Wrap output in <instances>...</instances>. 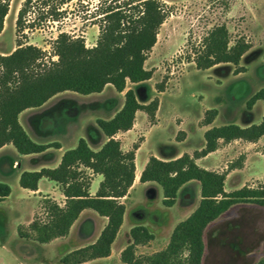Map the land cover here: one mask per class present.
<instances>
[{
  "label": "rangeland",
  "instance_id": "1",
  "mask_svg": "<svg viewBox=\"0 0 264 264\" xmlns=\"http://www.w3.org/2000/svg\"><path fill=\"white\" fill-rule=\"evenodd\" d=\"M24 1L11 0L6 28L0 35V55L14 52L19 40L25 45L40 48L44 52V62L49 64L58 60L55 42L60 34L84 38L87 47H94L99 39L103 13L110 6H119L127 0H74L64 5L59 18L43 20L40 8L43 5L33 2L34 7L27 14V19L31 22L36 20L35 28L17 34L16 21ZM168 1L170 3L164 2L167 19L145 63V67L154 72L153 77L139 84L127 85V90L133 89L141 104H150L159 98L158 120L156 117L151 120L146 112L140 111L134 131L117 137L126 152L136 145L143 146L137 154L138 167L149 155L172 160L185 153L193 156L202 150L206 131L203 123L208 110L219 111L215 127L229 124L248 127L259 124L264 115V102H259L252 110L247 107L250 98L264 88V0ZM221 25L229 30L231 45L245 40L251 49L239 66L219 64L208 70H199L194 60L203 39L214 27ZM159 85L163 86L164 92L158 91ZM124 102L125 97L112 85L102 94L65 92L55 96L44 107L31 111L36 114L33 119L30 120L31 115H25L23 123L27 127L40 121L53 123L38 136L37 143L61 142L70 150L76 147L77 137L89 138L94 145L92 149L98 151L100 148L95 143L99 140H95L94 130L103 133L97 126V119H110L113 108L117 113ZM221 147L219 154L222 158L217 169L227 174L243 169L230 174L225 185L227 192L244 186H264V137L257 143L239 140L229 145L222 142ZM15 154L18 155L16 151ZM15 154L8 152L6 157L12 161ZM215 159L200 160L198 165L211 167ZM29 160L26 162L33 161ZM3 181H9L12 194L0 204V211L5 215L0 224V264H62L64 256L97 241L108 223V219H99L94 212L95 219L87 213L65 238L47 245L22 239L18 235V226L26 224L23 230L30 232L28 223L33 218L47 221V210L44 205L37 209L39 195L23 189L17 172L0 157V182ZM163 198L162 188L151 184L148 187L139 185L134 193L122 199L128 211L127 219L112 246L111 258L84 264H124L121 254L129 246L130 232L135 226H145L155 235V240L137 247L138 257L151 256L166 249L177 223L188 218L198 207L201 187L198 183L197 189L189 187L184 191L170 215L169 209L163 206ZM41 201L44 203L45 200ZM64 201L52 199L61 207H65ZM35 210L36 215L33 216ZM204 240L203 264H257L264 259V208L252 203L233 206L206 229Z\"/></svg>",
  "mask_w": 264,
  "mask_h": 264
},
{
  "label": "trees",
  "instance_id": "2",
  "mask_svg": "<svg viewBox=\"0 0 264 264\" xmlns=\"http://www.w3.org/2000/svg\"><path fill=\"white\" fill-rule=\"evenodd\" d=\"M74 0H25L16 21V32L33 29L27 14L40 2L43 19H57L64 5ZM11 0H0V35L10 12ZM166 4L160 0H127L119 6H110L103 13L101 31L97 44L87 47L84 38H73L62 33L55 42L57 61L46 64L44 52L33 45L17 40V48L8 55H0V148L12 144L21 155L40 154L50 148H61L58 142L40 144L35 142L19 121L21 113L39 108L55 96L74 92L81 95L102 93L107 85L117 92H125L123 107L109 120L97 119V125L108 141L98 151L93 150L86 139L67 150L60 165L55 169L23 172L20 186L38 191L39 182L46 178L57 183L66 198L65 207L44 201L48 220L35 218L29 225L30 232L18 228L23 239L39 244H49L55 239L69 235L74 223L84 210L95 211L106 217L108 223L97 241L75 250L62 258V264H84L108 258L112 246L124 223L126 205L121 200L129 195L136 175V145L124 151L116 139L119 133L128 132L135 125L139 111L154 120L160 106L159 98L150 104H141L128 83L139 84L151 80L154 72L145 67L149 53L158 42L159 32L168 13ZM251 49L245 40L231 45L226 26H216L204 37L194 62L199 70H208L219 64L239 66L243 56ZM238 71V70H236ZM164 92L163 86L157 87ZM259 101L264 102V88L255 93L247 103L252 109ZM218 110L206 112L203 126L212 125ZM264 137V115L259 124L241 127L229 124L211 127L204 133L205 147L194 155L164 161L152 156L140 177L141 183L154 182L163 190V206L173 207L180 189L191 181H198L201 200L196 210L173 230L166 249L151 256L138 257L136 249L155 240V235L145 226L131 229L132 244L126 247L121 260L124 264H203L205 255V231L209 225L227 213L233 206L252 203L264 208V186L243 188L227 192V172H216L200 167L196 160L218 150L220 142L242 140L257 143ZM91 175L103 177L95 196L90 192ZM9 185L0 183V201L11 195ZM257 264H264V259Z\"/></svg>",
  "mask_w": 264,
  "mask_h": 264
},
{
  "label": "crops",
  "instance_id": "3",
  "mask_svg": "<svg viewBox=\"0 0 264 264\" xmlns=\"http://www.w3.org/2000/svg\"><path fill=\"white\" fill-rule=\"evenodd\" d=\"M163 2H165V3H170L168 0H162ZM6 20H7V18H6ZM5 28H6V21H5ZM110 86V84L109 85H107L106 87H105V89H104V91L102 92V93H104L105 92V90L108 88ZM102 93H99V94H102ZM120 95L122 96V97H124V95H125V92H123V93H120ZM53 99V98H52ZM51 99V100H52ZM49 102V101H48ZM47 102V103H48ZM259 102H262V101H259ZM259 102L255 105V106H257L258 104H259ZM46 103V104H47ZM45 104V105H46ZM42 107H44V105L42 106ZM42 107H39V108H33V109H28V110H26V111H24L23 113H21L20 114V116H19V121H20V123H21V125L24 127V129L26 130V132L30 135V137L35 141V142H39L38 140V136L39 135H41V134H43L46 130H48L49 128H51L52 127V122L50 123L49 121H43V122H39V123H37V124H33L32 126H30V127H27V126H25V124L23 123V117L25 116V115H27V114H29V115H31V118H30V120L31 119H33L32 117H35L34 115H36L35 113H33L32 114V112L31 111H34V110H36V109H40V108H42ZM250 110H252V109H250ZM112 112H113V114L111 115V118H113L114 116H115V108H113V110H112ZM140 112V111H139ZM138 112V113H139ZM137 113V114H138ZM218 115H219V111H218ZM218 117V116H217ZM110 118V119H111ZM136 118H137V115H136ZM156 119L158 120V115H156ZM107 120H109V119H107ZM216 121H217V118L215 119V121L213 122V124L212 125H209V126H203V128H205L206 129V131L208 130V129H210L211 127H215V124H216ZM262 121V120H261ZM33 122V121H32ZM136 120H135V125H134V127H133V129H131L130 131H128V132H124V133H119V134H123V135H129V133H131L132 131H134V129H135V127H136ZM98 126V125H97ZM100 129V128H99ZM94 131H96V135L94 136V138H95V140L97 139V140H99L97 143H95V146L97 147V148H102V146L108 141V138L104 135H102L98 130H94ZM205 131V132H206ZM36 133H37V135H36ZM103 133V132H102ZM118 134V135H119ZM118 135L116 136V139H117V137H118ZM36 136V137H35ZM81 139V137H77V139L75 140V142H74V144H76V146L78 145V142H79V140ZM85 139V138H84ZM87 140V142L89 143V145H90V147L91 148H93V146L94 145H92V143H91V141L89 140V138L88 139H86ZM241 141V140H240ZM93 142V141H92ZM237 142H239V140H236V141H233V142H230L229 143V145L230 144H232V143H237ZM50 143H54V142H46V143H42V144H50ZM58 143H60L61 144V148L60 149H57V148H50V149H48L47 151H45V152H43V153H40V154H32V155H21L17 150H16V148L12 145V144H8V145H5L4 147H2V148H0V157H3V161L4 162H6L7 161V165L8 166H11L12 167V170H14L15 172H17V174H18V178H19V181H20V176H21V174L23 173V172H26V171H29V172H34V171H41L42 169H44V168H50V169H55V168H57L59 165H60V163H61V160H62V157H63V155H64V153L67 151V147L63 144V143H61V142H58ZM98 143H99V145H98ZM97 144V145H96ZM99 146V147H98ZM222 141L220 142V147L218 148V150L217 151H215V152H213V153H211V154H209L208 156H206V157H203V158H200V159H197L196 160V162H197V164L200 162V160H205V159H208V158H212V157H216V159H215V162L211 165V167H204L205 169H208V170H211V171H216V172H220L218 169H217V165H218V161L222 158V156H221V154H219L220 153V151L222 150ZM143 147V146H142ZM140 145H139V149L136 151V158H135V164H136V160H137V154H138V152H139V150L142 148ZM15 151L18 153V155L17 154H15ZM8 152H11V153H14L15 154V157L12 159V161L10 160H8V158L6 157V154L8 153ZM188 154V153H187ZM190 155V154H189ZM152 157V155L150 156L149 155V158L143 163V165L141 166V167H138L137 166V164H136V175H135V181H134V184H133V186H132V188L130 189V191H129V195L130 194H132V193H134L135 191H136V189H137V187L139 186V185H141V186H145V187H148L149 185H151V184H157V183H154V182H148V183H141L140 182V177H141V175H142V172H143V170L145 169V167H146V165H147V163H148V161H149V159ZM154 157H156V156H154ZM181 157V156H180ZM158 158V157H157ZM179 158V157H178ZM27 159H30L32 162L30 163V162H26L27 161ZM158 159H161V158H158ZM177 159V158H176ZM29 160V161H30ZM161 160H164V161H170V160H167V159H161ZM172 160H174V159H172ZM234 171H243V169H240V168H238V169H236V170H234ZM234 171H232V172H234ZM231 172V173H232ZM221 173V172H220ZM231 173H229L228 175H227V179H228V177L230 176V174ZM92 177H93V180H92V188H91V190H90V192H91V195L92 196H95L96 195V193H97V191H98V189H99V186H100V183L102 182V180H103V177L101 176V175H91ZM227 181V180H226ZM0 183H4V184H9V181H3V182H0ZM97 184V183H99V185L96 187V186H94V184ZM198 181H191V182H189V183H187L186 185H184L181 189H180V191H179V193H178V197L180 196V195H182V193L184 192V191H186L189 187L190 188H194V189H197L198 188ZM200 184V183H199ZM158 185V184H157ZM154 187H155V189H158L157 188V186H155V185H153ZM45 187H47L48 189H44ZM12 189V188H11ZM25 190H27V189H25ZM27 191H30V190H27ZM30 192H32V193H35L36 195H39V197H40V201H39V205H38V207H37V209L39 208V206H42V205H44V203L41 201V199H44V200H46V199H53V200H58V199H65L66 200V198H65V196L63 195V192H62V190H61V187L57 184V183H55V182H53V181H49L48 179H46V178H43V179H41L40 180V182H39V189H38V191H30ZM11 194H12V192H11ZM128 195V196H129ZM11 196V195H10ZM9 196V197H10ZM127 196V197H128ZM9 197H7L6 199H4L3 201H0V204L1 203H3V202H5ZM127 197H125V198H127ZM189 199V195L187 196L186 195V199ZM124 199V198H123ZM201 200V199H200ZM64 203H65V201H64ZM178 206V198H177V202H176V204L173 206V207H171V208H167V207H165V208H167V209H169V211H168V214L170 215L171 213H172V210L174 209V207H177ZM36 209V210H37ZM36 210L34 211V215L33 216H35L36 214H35V212H36ZM92 211V212H91ZM96 213L95 211H93V210H90V209H87V210H84L82 213H81V215H80V217H79V219L74 223V225H76L81 219H82V217L85 215V214H87V213H90V215H91V219L93 218V219H95L97 216H95V214L94 213ZM127 213H128V211H126V213H125V217H124V223H123V226L121 227V230H122V228L124 227V224H125V222H126V219H127ZM193 213V212H192ZM191 213V214H192ZM96 215H98L97 213H96ZM98 217H100L99 219H101V218H105V219H107L106 217H101V216H99L98 215ZM4 218H5V215L0 211V224L4 221ZM187 219V218H186ZM185 219V220H186ZM33 220H34V218L28 223L29 225L33 222ZM171 222H173V219H171ZM180 223V222H179ZM179 223H177V225L179 224ZM212 224V223H211ZM210 224V225H211ZM23 225H26V224H20L19 226H18V228L20 227V226H23ZM74 225H73V227H74ZM209 225V226H210ZM73 227L71 228V232L69 233V235L72 233V229H73ZM121 230H120V232H121ZM120 232H119V234H118V236L120 235ZM118 236H117V239H118ZM20 237V236H19ZM21 238V237H20ZM65 238V237H64ZM23 239V238H22ZM116 239V240H117ZM56 240H58V239H55L54 241H56ZM116 240H115V242H116ZM53 242V241H52ZM96 242V241H95ZM94 242V243H95ZM93 243V244H94ZM50 244V243H49ZM130 244H132V238H131V241H129V245ZM45 245H47V244H45ZM124 250V249H123ZM111 258V256L110 257H108V258H103V259H110ZM102 259V260H103ZM97 260H99V259H97ZM93 261H96V260H93ZM92 261V262H93Z\"/></svg>",
  "mask_w": 264,
  "mask_h": 264
}]
</instances>
